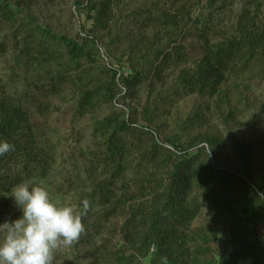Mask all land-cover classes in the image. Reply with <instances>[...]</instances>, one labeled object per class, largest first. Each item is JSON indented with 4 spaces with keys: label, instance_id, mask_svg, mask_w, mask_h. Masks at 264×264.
Masks as SVG:
<instances>
[{
    "label": "rangeland",
    "instance_id": "rangeland-1",
    "mask_svg": "<svg viewBox=\"0 0 264 264\" xmlns=\"http://www.w3.org/2000/svg\"><path fill=\"white\" fill-rule=\"evenodd\" d=\"M213 1V6H209L211 0H202L195 9V0H110V29H102L94 27L95 21L90 17L96 12L90 11L89 0H7V13H0V84L23 98L44 159L39 172L25 177L21 183L45 188L54 202L73 206L83 222L82 194L105 175L99 162L104 144L93 136L95 122L114 114L124 117L134 109L140 123L155 130L162 143H195L200 135H214L218 149L211 156L212 161L219 167L235 164L234 141L254 142L264 135L263 66L251 64L244 71L240 68V72L225 73L220 87L232 103L223 107L225 113L215 109L218 97L188 91L180 83V73L184 69L194 70L202 57L203 41L195 33V26L207 20L215 27L212 30L207 26L210 43L218 42L235 32L239 19L246 13L255 15L263 24L264 0ZM182 6L194 9L192 20L188 18L181 24L184 30L176 37L187 60L166 59L165 81L153 89L150 75L146 83L136 86L132 95L120 87L116 89L117 100L106 101L103 95L105 87L111 85L114 64L119 65L125 77L133 66L145 72L152 61L159 65L163 58L155 54L157 45L152 44L162 33L155 20L158 11L161 8L173 15ZM49 31L82 41L88 55L72 63L64 44L50 37ZM156 32L160 34L157 36ZM171 39L174 36L168 37ZM172 46L175 44L171 43V50ZM83 89L95 95L92 105L80 113L77 109ZM240 93L244 96L240 97ZM232 106L236 111L227 116ZM146 109L152 112V122L145 119ZM207 150L213 153L209 146ZM130 176L128 169L123 177L128 180ZM13 189L8 194L0 190V223L22 215L10 197ZM197 203L201 210L193 226H214L211 202L200 197ZM258 205L255 198L250 207ZM115 222L106 226L111 244L118 238L113 232ZM84 229L71 246L54 252L53 264H87L85 253L99 238L90 223L84 224ZM260 236L264 238V228ZM145 261L149 263L150 259Z\"/></svg>",
    "mask_w": 264,
    "mask_h": 264
},
{
    "label": "trees",
    "instance_id": "trees-1",
    "mask_svg": "<svg viewBox=\"0 0 264 264\" xmlns=\"http://www.w3.org/2000/svg\"><path fill=\"white\" fill-rule=\"evenodd\" d=\"M195 2V9L202 4V0ZM209 4L213 6L214 1ZM8 7L7 0H0V13H7ZM88 7L96 12L90 17L95 21L94 27L110 29V0H89ZM193 11L182 6L172 15L159 9L155 20L162 33L152 44L157 45L155 54L163 60L158 66L152 61L145 72L133 66L128 77L114 64L111 85L105 87L103 95L106 101H116V89L120 87L132 95L136 86L146 83L150 75L153 89L165 81L167 60H187L176 37L184 30L181 24L188 18L192 20ZM207 26L215 29L207 20L195 26V33L203 41L202 57L194 70L181 71L180 83L190 92L218 97L215 109L225 113L223 107L232 104L228 93L220 87L225 73H237L240 68L244 71L258 63L264 70V23L246 13L239 19L235 32L213 43L208 38ZM49 35L64 44L72 63L88 55L82 41L51 31ZM169 36L174 39L168 40ZM171 43L175 44L172 50ZM81 95L77 110L83 113L92 105L95 94L83 89ZM23 103L22 97L0 84V141L14 146L0 156V190L5 194L25 177L39 172L44 163L43 150L33 135ZM235 111L232 106L227 116ZM146 112V121L152 122V112ZM93 132L104 144L99 162L105 175L81 198L82 203H88V208L82 209L83 223H90L99 238L85 253L87 264H264V238L260 236L264 228V135L254 142L235 140L236 163L219 167L211 158L218 149L214 135H200L195 143L178 141L177 145L168 146L155 130L140 123L135 109L124 117L114 114L97 120ZM208 146L213 153H209ZM128 169L131 176L127 180L123 174ZM196 197L211 202L214 226H193L201 210ZM255 198L259 205L251 208ZM113 221V232L118 238L111 244L106 226Z\"/></svg>",
    "mask_w": 264,
    "mask_h": 264
},
{
    "label": "clouds",
    "instance_id": "clouds-1",
    "mask_svg": "<svg viewBox=\"0 0 264 264\" xmlns=\"http://www.w3.org/2000/svg\"><path fill=\"white\" fill-rule=\"evenodd\" d=\"M13 149L0 141V156ZM10 197L22 215L0 223V264H53L54 252L71 246L85 230L82 215L54 202L45 188L21 183Z\"/></svg>",
    "mask_w": 264,
    "mask_h": 264
}]
</instances>
